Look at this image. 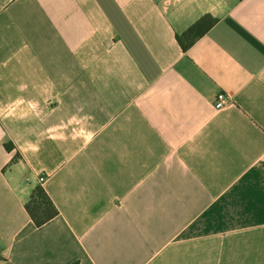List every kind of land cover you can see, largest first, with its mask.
Wrapping results in <instances>:
<instances>
[{"label": "crops", "instance_id": "0c3cea01", "mask_svg": "<svg viewBox=\"0 0 264 264\" xmlns=\"http://www.w3.org/2000/svg\"><path fill=\"white\" fill-rule=\"evenodd\" d=\"M0 264H264V0H0Z\"/></svg>", "mask_w": 264, "mask_h": 264}, {"label": "trees", "instance_id": "16d2710c", "mask_svg": "<svg viewBox=\"0 0 264 264\" xmlns=\"http://www.w3.org/2000/svg\"><path fill=\"white\" fill-rule=\"evenodd\" d=\"M215 24L216 21L214 19L206 17L189 29L184 35L179 36L178 41L183 50L187 51L191 48L199 39L207 34ZM8 149L10 150V148ZM25 209L37 227H42L59 214L58 209L42 185L37 186L33 190Z\"/></svg>", "mask_w": 264, "mask_h": 264}, {"label": "built area", "instance_id": "2783aa9c", "mask_svg": "<svg viewBox=\"0 0 264 264\" xmlns=\"http://www.w3.org/2000/svg\"><path fill=\"white\" fill-rule=\"evenodd\" d=\"M228 102H229V98L226 95L224 94L219 95L215 103V110L225 109L227 107ZM44 180H45L44 177L40 178V183H43Z\"/></svg>", "mask_w": 264, "mask_h": 264}]
</instances>
